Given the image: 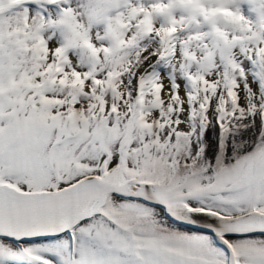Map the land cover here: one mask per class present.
I'll list each match as a JSON object with an SVG mask.
<instances>
[{"label": "snow or ice", "instance_id": "obj_1", "mask_svg": "<svg viewBox=\"0 0 264 264\" xmlns=\"http://www.w3.org/2000/svg\"><path fill=\"white\" fill-rule=\"evenodd\" d=\"M0 264H264V0H0Z\"/></svg>", "mask_w": 264, "mask_h": 264}]
</instances>
